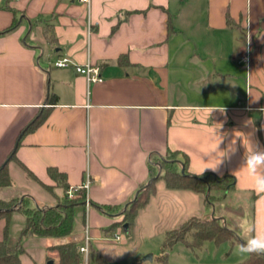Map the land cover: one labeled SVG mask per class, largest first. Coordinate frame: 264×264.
Here are the masks:
<instances>
[{
	"label": "crops",
	"instance_id": "1",
	"mask_svg": "<svg viewBox=\"0 0 264 264\" xmlns=\"http://www.w3.org/2000/svg\"><path fill=\"white\" fill-rule=\"evenodd\" d=\"M13 24L0 35V167L8 166L13 182L0 187L1 200L17 198L21 178L18 193L30 194L36 206L57 207L65 190L50 168L70 188L88 179L89 205L78 204L84 230L68 240L83 239L88 227L92 246L112 264L110 248L126 256L124 235L132 230L165 239L189 219L215 214L204 194L170 189L160 179L134 224L108 232L151 181L150 163L158 167L159 157L180 151L192 174L234 176L231 192L250 196L249 224L264 230V193L241 168L243 147L218 170H204L215 163L206 154L218 124L229 133L221 149L233 130L252 131L246 120L264 147V0H0V33ZM62 58L101 66L103 81L88 83L74 67H56ZM6 225L1 219L0 240ZM116 234L124 236L119 249L110 244ZM43 239L41 264L57 262L59 251L47 253L60 243Z\"/></svg>",
	"mask_w": 264,
	"mask_h": 264
},
{
	"label": "trees",
	"instance_id": "2",
	"mask_svg": "<svg viewBox=\"0 0 264 264\" xmlns=\"http://www.w3.org/2000/svg\"><path fill=\"white\" fill-rule=\"evenodd\" d=\"M13 24L9 29L0 33V35L11 31ZM42 121V117H38L29 127L28 130L35 128ZM15 158V154L12 155ZM158 167L150 163V184L144 185L132 202L121 213L120 220L115 222L108 232H116L123 229L125 224L133 225L140 210L149 202L151 196L156 192V184L162 179L165 185L170 189H189L197 193L204 194L207 199L206 203L215 212V218L200 219L193 217L183 223L176 229L167 232L162 246V255L152 262H138L130 264H170L168 251L178 242H182L188 248H200L204 242L213 241L222 243L232 241L237 238V233L230 229L229 222L237 223L234 215L240 216L245 210L242 206L235 207L228 201L225 196L228 192L235 189V177L231 175L218 176L214 173H203L195 175L189 172V157L180 151L169 150L166 155L157 159ZM184 168L185 173H182ZM161 174L156 178L159 171ZM49 175L55 181L57 186L65 190V196L57 207L43 208L31 204L27 198H14L11 200L0 199V220L6 219L5 237L0 240V264H22L21 255L24 248L21 242L10 244L8 241L10 216L14 211L22 213L26 217V223L22 230L21 236H39L53 237L57 239L69 238L73 233L74 227V207L80 203H84L86 192L80 189L75 193L74 198L67 196L70 189L67 178L64 174L56 169L50 168ZM8 166L0 167V187L12 185ZM44 187L52 192L54 185H44ZM210 190V192H209ZM255 197V196H254ZM105 213H110L112 208L102 206ZM219 216V218L217 217ZM241 242V239H239ZM83 239H70L66 242L56 245L60 257L57 262L49 259L46 264H84L83 257L79 251ZM90 263L89 264H108L99 253L90 245ZM241 264H264V254H250L248 259Z\"/></svg>",
	"mask_w": 264,
	"mask_h": 264
},
{
	"label": "rangeland",
	"instance_id": "3",
	"mask_svg": "<svg viewBox=\"0 0 264 264\" xmlns=\"http://www.w3.org/2000/svg\"><path fill=\"white\" fill-rule=\"evenodd\" d=\"M21 18V17H20ZM242 37V35H241ZM242 39V38H241ZM241 41V40H240ZM244 42V40H243ZM14 167V166H13ZM17 168V166H16ZM20 169V168H18ZM161 174V170L159 171L156 178H159ZM17 185L14 187L13 191L17 198L23 199L24 197L30 200L31 204H35V199L30 194L18 193L21 191V184L23 179L17 178ZM210 192V190H209ZM207 199V197L205 196ZM225 201L230 202L235 207L242 206L245 209V217H241V220H238L236 215H234V219L237 223H233L232 221L229 222L230 229L234 230L238 237L234 238L232 241H226L222 243H215L213 241H206L200 248H188L182 242L176 243L171 250L168 251L169 253V263L170 264H241L246 261L250 254H237L236 247L239 243V239L247 238V234L245 232L242 233L241 226L245 223L249 224V216L252 211V203L251 198L249 195L243 194H234V192H228L225 196ZM37 205V204H36ZM74 231H78L81 233L84 230V223H83V206L77 205L74 207ZM80 209V210H78ZM80 215V216H79ZM215 218V214L213 215ZM212 217V218H213ZM219 218V216H217ZM211 218V219H212ZM203 220L210 219V218H200ZM26 223V217L20 212H14L10 218L9 222V243L10 244H17L21 242L24 252L21 255L22 264H34L35 262L41 264L44 260L45 253H44V239H48L47 243H63L68 240V238L64 239H57L53 237H39V236H28L22 237L21 233ZM122 234V233H121ZM129 248L127 250L126 256H123L118 250H114L110 248L112 258V264H130V263H138L143 262V259L148 255H153L155 260L157 257L160 256L162 253V245L164 243V237H137L134 236V231H131L130 237L129 235L126 237ZM125 241H116L112 240L110 242L111 245L115 246L116 248L123 247ZM123 249V248H122ZM48 251V250H47ZM117 251V252H116ZM148 251L146 255H142L143 252ZM119 252V253H118ZM118 253V254H117ZM120 254V256H119ZM48 256L50 258L58 255V250L49 249ZM140 259H137L138 257ZM46 261V260H45Z\"/></svg>",
	"mask_w": 264,
	"mask_h": 264
},
{
	"label": "clouds",
	"instance_id": "4",
	"mask_svg": "<svg viewBox=\"0 0 264 264\" xmlns=\"http://www.w3.org/2000/svg\"><path fill=\"white\" fill-rule=\"evenodd\" d=\"M214 110L224 112V108ZM214 110H212L211 113ZM218 125L219 127L214 129L215 146L206 154L214 158L215 163L205 167L204 170L209 168L213 171L218 170L219 165L225 160L230 159L232 155H235L239 147H243L244 152L241 158V168L246 169L247 174L253 178L254 190L257 193H264V147L260 146L258 142H254L252 139L256 131L254 121L246 120L244 122V127H250L252 129L249 133L233 130L231 132V139L224 149H221L220 145L229 136V133L221 132L222 125ZM241 227L242 231L247 234V238L242 239L241 242L237 244V254H264V230H257L255 226L247 223ZM90 254L89 252V257Z\"/></svg>",
	"mask_w": 264,
	"mask_h": 264
},
{
	"label": "built area",
	"instance_id": "5",
	"mask_svg": "<svg viewBox=\"0 0 264 264\" xmlns=\"http://www.w3.org/2000/svg\"><path fill=\"white\" fill-rule=\"evenodd\" d=\"M80 2L84 4H89L90 0H80ZM90 27L91 25H89V29ZM242 60L246 62L248 60V57L244 56ZM55 66L58 68L74 67L76 72L79 75L84 76L88 83H101L103 81V77L101 73L102 72L101 66L93 64L89 61L85 64L80 65V64L74 63L68 58H62L55 63ZM89 186H90V181L87 179V181L83 185L79 187H71L67 191V196L72 199L75 197V193L78 190L80 189L88 190ZM86 204L89 205V200L87 198H86ZM113 239L116 241H123L124 236L116 234L114 235ZM91 242H92V238L89 234V228L86 227L85 235L83 238V243L79 247V251L84 260V264H86V261H87V264L90 263V260H89L90 257L88 256V253L90 252Z\"/></svg>",
	"mask_w": 264,
	"mask_h": 264
},
{
	"label": "water",
	"instance_id": "6",
	"mask_svg": "<svg viewBox=\"0 0 264 264\" xmlns=\"http://www.w3.org/2000/svg\"><path fill=\"white\" fill-rule=\"evenodd\" d=\"M182 173L184 174L185 173V170H184V168H182ZM151 182V181H150ZM150 182L146 185V187L150 184ZM128 228H129V225L128 224H125L124 225V229L127 231L128 230ZM153 261V255H148L147 257H145L144 259H143V262H152Z\"/></svg>",
	"mask_w": 264,
	"mask_h": 264
}]
</instances>
